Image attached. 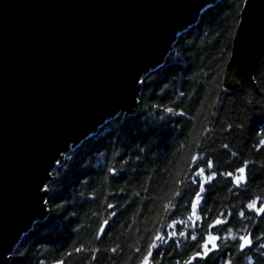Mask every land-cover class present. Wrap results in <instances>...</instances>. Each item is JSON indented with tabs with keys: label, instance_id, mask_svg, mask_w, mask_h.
I'll use <instances>...</instances> for the list:
<instances>
[{
	"label": "trees",
	"instance_id": "16d2710c",
	"mask_svg": "<svg viewBox=\"0 0 264 264\" xmlns=\"http://www.w3.org/2000/svg\"><path fill=\"white\" fill-rule=\"evenodd\" d=\"M244 2L207 9L144 78L137 112L108 121L56 167L50 214L11 264H264V213L248 208L264 207V60L258 89L223 87Z\"/></svg>",
	"mask_w": 264,
	"mask_h": 264
},
{
	"label": "water",
	"instance_id": "95a60500",
	"mask_svg": "<svg viewBox=\"0 0 264 264\" xmlns=\"http://www.w3.org/2000/svg\"><path fill=\"white\" fill-rule=\"evenodd\" d=\"M223 1L0 0V264L48 218L56 167L108 121L134 115L144 78ZM263 60L264 0H245L223 87L258 89ZM244 238L242 252L253 244Z\"/></svg>",
	"mask_w": 264,
	"mask_h": 264
},
{
	"label": "snow or ice",
	"instance_id": "6c2138e0",
	"mask_svg": "<svg viewBox=\"0 0 264 264\" xmlns=\"http://www.w3.org/2000/svg\"><path fill=\"white\" fill-rule=\"evenodd\" d=\"M169 111H171V110H169ZM209 167H211V164H209ZM239 172H240V175L239 176H237V177H234V180H235V182L237 183V185H239L241 182H244L245 181V179H246V177H245V175H244V172H245V169L244 168H241V169H239ZM202 174V173H201ZM177 194H179V193H177ZM199 203V199H197V201H196V203H194L193 205H192V209H193V215H195V210H196V207H197V204ZM248 208L249 209H253V210H256L257 211V213L258 214H260V213H264V207H261V208H259V209H256V202H253V203H250L249 205H248ZM241 215H243V213H241ZM191 218V217H190ZM199 217H197V219H198ZM223 221H220V220H217L216 221V223L217 224H220V223H222ZM101 232H103V229H101L100 230ZM157 239H161V237H157ZM215 239H216V237H213V236H209V238H208V242L206 243V244H204L203 245V247H204V249L207 251L208 250V244L209 243H211V244H213V247H215V244H214V241H215ZM241 240L243 241V243L241 244V247L243 248L245 245H248V244H250V241L249 240H247V239H245L244 237H241ZM156 245L155 244H153V247H155ZM149 256H151V252H149ZM147 257L145 258V264H147ZM189 264H190V262H189Z\"/></svg>",
	"mask_w": 264,
	"mask_h": 264
},
{
	"label": "rangeland",
	"instance_id": "374dc122",
	"mask_svg": "<svg viewBox=\"0 0 264 264\" xmlns=\"http://www.w3.org/2000/svg\"><path fill=\"white\" fill-rule=\"evenodd\" d=\"M197 217H199V218H198V220H199V219H200V216H199V215H195V218H196V219H197ZM243 237H244V236H243ZM207 242H208V241H207ZM207 242H206V243H207ZM209 244H211V243H209ZM209 244H208V245H209ZM261 247L264 248V243L261 245Z\"/></svg>",
	"mask_w": 264,
	"mask_h": 264
},
{
	"label": "flooded vegetation",
	"instance_id": "af4514ba",
	"mask_svg": "<svg viewBox=\"0 0 264 264\" xmlns=\"http://www.w3.org/2000/svg\"><path fill=\"white\" fill-rule=\"evenodd\" d=\"M202 258V257H201Z\"/></svg>",
	"mask_w": 264,
	"mask_h": 264
}]
</instances>
